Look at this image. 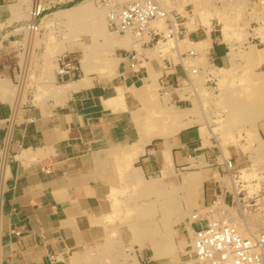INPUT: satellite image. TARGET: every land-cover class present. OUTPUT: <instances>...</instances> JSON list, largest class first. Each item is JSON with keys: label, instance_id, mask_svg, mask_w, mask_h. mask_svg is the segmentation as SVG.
Here are the masks:
<instances>
[{"label": "crops", "instance_id": "0c3cea01", "mask_svg": "<svg viewBox=\"0 0 264 264\" xmlns=\"http://www.w3.org/2000/svg\"><path fill=\"white\" fill-rule=\"evenodd\" d=\"M161 1L178 22L174 43L162 47L132 39L129 33L113 31L108 25L107 13L117 6L114 3L106 11L105 7L95 6L93 0H85L52 15L45 13L47 15L42 17V26L48 29H53L59 18L66 21L84 18L89 21L88 28L93 21V29L98 33L87 28L93 34L92 41L85 42L83 48L80 43L78 45L81 72L58 73L56 70L55 76H51L58 83L65 82L56 85L49 80L53 86L50 90L59 99L38 104L32 97L15 112L0 104V264H78L93 252L92 244H97L104 237L112 241L110 238L116 235V229L110 224L122 219L120 196L127 191L126 185L116 183L123 178L122 167L130 168V174L135 172V179L142 183L143 179L149 180L147 176L159 172L169 174L171 167L197 164V172L187 173L199 176L198 205L206 206L216 194L221 193L220 181L213 178L216 172L220 174L218 165L214 164L217 156L212 147L203 145V140L207 141V131L199 126H185L190 110H177L169 103V97L176 88L192 89L184 83L182 65L177 62L176 72L164 79H161L160 68L161 60L167 56L180 60L167 49L180 52L194 46L197 54L190 57L192 60L199 51L209 53L211 46L214 52L218 51L212 41L213 27L204 37H200V33L197 36L184 32L178 20L179 4L169 8L165 0ZM70 2L72 5L77 0ZM256 2L264 10V0H250V8ZM23 3L22 0H0V39L5 43L23 39L25 29L29 30L26 25L17 26L24 22L18 18L17 10ZM51 7V3H47L43 10ZM185 24L189 31L197 26L193 17L185 20ZM110 34L113 37H109ZM98 35L109 40L115 48L134 47L129 50L137 52L138 48V65L130 67L128 58L121 56L115 70L117 56H95L93 47ZM66 38L64 36L53 46L47 45L46 59L72 49L68 43L70 38ZM153 46L159 54L166 52L149 57L146 50ZM5 52L0 51V75L12 78L10 65L4 63ZM255 56L263 59L264 48L258 49ZM184 63L195 64L189 60ZM198 65L201 75L203 65ZM94 70L96 75L91 73ZM219 72L226 73L229 69L220 68ZM162 80L165 83L160 87ZM6 83H9L8 79L1 76L0 95L12 97L14 91ZM158 93L165 94L160 96ZM243 93L245 96L249 94V88ZM176 94L179 97L177 91ZM136 97L139 104L130 107L136 104ZM36 98L39 99L40 95ZM261 115L264 112L261 111ZM246 134L252 133L248 130ZM240 136L242 134L238 132L232 141L240 143ZM112 147H115L114 151ZM108 154L121 156L120 161H114L117 178L104 173L107 171L104 161ZM206 160H210L211 170L202 168L200 163ZM198 208H193V211ZM193 213H189L190 219ZM204 221L205 217H202L191 222L190 230L194 231L197 223ZM152 248L154 258H165L161 264L173 253L169 243L160 247L153 244ZM182 261L186 262V259ZM121 264L142 263L131 255L124 257Z\"/></svg>", "mask_w": 264, "mask_h": 264}, {"label": "rangeland", "instance_id": "374dc122", "mask_svg": "<svg viewBox=\"0 0 264 264\" xmlns=\"http://www.w3.org/2000/svg\"><path fill=\"white\" fill-rule=\"evenodd\" d=\"M22 1L25 4L19 5L17 10L18 18L24 22L17 24L18 27L28 21L29 11L34 2ZM83 1L85 0H77L71 5L70 0L49 2L40 0L42 6L51 3L52 7L41 11L36 29H25L23 39L9 44L0 39V51H6L4 63L10 65L12 78L9 75L0 77L7 78L9 83L6 85L14 91L12 97L0 95V104H5L15 112L17 107L29 102L32 97L38 104L59 99L50 89L52 83L56 85L65 83H58L55 78L54 81L51 78L58 69L57 56L61 53L48 60L46 51L48 44L53 46L64 36L66 39L70 38L68 43L72 49H65L62 53H67V56L78 64L79 69L76 70L81 72L78 45L80 43L83 48L85 42L92 41L93 34H90L88 29L92 33H98L93 29V21L91 28H88L87 19L66 21L65 18H59L53 29H48L42 26V17L76 6ZM126 1L128 0H93V3L99 8L105 7L107 11L113 3L118 6ZM249 1L165 0L169 8L179 4L178 20L184 32L197 36L200 33L199 36L202 37L204 34L208 35V30L213 27L212 41L218 51L214 52L211 46L209 53L199 51V55L193 60L195 64L203 65L201 75H194L193 79L197 90L190 87L176 88L169 97L171 99L169 103L177 110H190L186 118L188 124L185 126H199L200 129L204 128L207 131V141L203 140V145L212 147L213 153L217 156L214 164L218 165L220 174L216 172V177L213 178L221 183L222 191L217 195L226 205H211L212 200L206 206L198 205L199 176L196 173H187L197 172L195 170L198 169L197 164L171 167L169 174L159 172L154 176H147L149 180L143 179L142 183L135 179V172L130 174V168L122 167L123 178L120 181L116 180V183L126 185L127 191L120 196L122 219H116L110 224L115 227L116 235L110 238L112 241L105 240L104 237L97 244H92L90 248H93V252L91 251L89 257L81 259L78 264H121L124 257L131 255H135L142 264H161L160 261L165 258H154L152 246L156 244L160 247L166 243L170 244L173 253L163 264H185L186 262L181 260L186 259L185 252L189 250L193 234L190 223L195 222L189 218V213L192 214L193 208L198 206L201 215L207 214L209 218L225 215L226 219L230 218L239 224H247L252 228L264 227V201L259 202L256 208L246 209L239 206L236 200L233 201L238 186L246 188V191L251 193L264 185V115H261V111L264 112V58L259 59L255 56L258 49L264 48V10L260 9L258 2L250 8ZM191 17L197 24L193 31H189L185 24V20H190ZM98 36L96 41L93 40L95 41L93 54L103 58L117 56L116 70L121 56L126 57L129 49L134 47L115 48L105 37ZM109 37L113 35L110 34ZM130 37L135 39L133 36ZM154 46L147 48V56L153 57L166 52L159 54L153 50ZM136 49L140 53V50ZM182 49L185 48H180ZM167 51H171L176 59L184 62L188 60L186 56L180 57L179 52L175 50ZM154 52L156 54H153ZM220 68L229 69V72H219ZM91 73L97 74L95 70ZM115 77L116 74L112 79ZM157 86L159 88V85ZM246 88H249V94L245 96L243 92ZM186 91L188 93H185ZM38 94L39 99L36 98ZM128 94L132 93L128 91ZM159 94L163 96L165 93ZM139 102L136 97L134 99L136 104L130 107L138 105ZM127 114L129 115L128 111ZM248 130L253 135L246 134ZM238 132L242 134L238 140L240 143L232 141ZM114 149L115 147H112V151ZM108 156L104 161V168L107 170L104 173L117 178L114 161H120L121 156ZM227 159L232 161L231 170L226 165ZM209 161L200 163L202 168L211 170ZM185 172L187 174H183ZM235 180H239L240 183H236ZM201 224L203 223H197L198 226Z\"/></svg>", "mask_w": 264, "mask_h": 264}, {"label": "built area", "instance_id": "2783aa9c", "mask_svg": "<svg viewBox=\"0 0 264 264\" xmlns=\"http://www.w3.org/2000/svg\"><path fill=\"white\" fill-rule=\"evenodd\" d=\"M42 10L40 0H34L29 11V19L25 24L28 28H37V19ZM107 15L111 29L122 33L129 31L133 38L145 44L166 43L170 37L177 38V19L161 0H128L110 9ZM157 20L162 21L163 27L156 24ZM196 54L197 49L194 46L179 52L180 57L182 55L191 57ZM126 58L130 67H136L140 55L135 50H129ZM57 62L58 73L78 69V64L66 53L59 54ZM177 62L182 65L185 72L184 83L197 90L198 87L193 82L194 75H199L201 72L197 64L181 63L180 60L167 56L160 63L161 79L176 72ZM164 83L162 80L160 87H163ZM226 165L229 170L232 169L231 159H227ZM238 188L233 201L236 200L244 209L256 208L259 202L264 201V185L251 193L246 191V188L239 186ZM240 193L244 195L241 196ZM214 204L226 205L217 194L212 198L211 205ZM193 212V221H199L202 217H205V221L193 231L190 250L186 254V264H264V227L252 228L247 224L228 220L225 215L209 218L207 214L203 216L197 210Z\"/></svg>", "mask_w": 264, "mask_h": 264}, {"label": "bare ground", "instance_id": "6f19581e", "mask_svg": "<svg viewBox=\"0 0 264 264\" xmlns=\"http://www.w3.org/2000/svg\"><path fill=\"white\" fill-rule=\"evenodd\" d=\"M156 24L157 25H159V27H163V25H162V21L161 20H157V22H156ZM118 33H120V34H127V33H129L131 36H133L129 31H125V32H118ZM174 38H176V37H174ZM174 38L173 37H170V38H168V40H167V42L165 43V42H159V43H157V44H155L156 46H159V47H162V46H165V45H169L170 43H174L173 41H174ZM188 57V60L189 61H192V62H194L193 60H195L197 57H195L193 60L189 57V56H186V58ZM177 115V114H176ZM228 220H232V219H228ZM233 221V220H232ZM235 222V221H234Z\"/></svg>", "mask_w": 264, "mask_h": 264}]
</instances>
